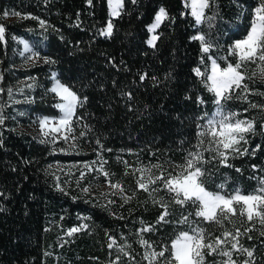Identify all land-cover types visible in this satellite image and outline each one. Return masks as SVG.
<instances>
[{
  "label": "trees",
  "instance_id": "trees-1",
  "mask_svg": "<svg viewBox=\"0 0 264 264\" xmlns=\"http://www.w3.org/2000/svg\"><path fill=\"white\" fill-rule=\"evenodd\" d=\"M254 2L208 0L196 24L184 0H122L120 14L110 16L109 35L103 31L106 0H0V264H175L171 241L193 229L203 230L206 243L224 241L215 251L203 249L200 264H264L259 217L250 221L238 210L217 224L196 215L198 203H176L162 182L148 191L137 184L140 169L174 175L190 152L200 151L206 190L229 196L264 188V79L243 74L241 87L220 101L235 118L253 123L236 145L239 151L229 150L221 162L208 137L198 147V133L217 104L206 80L208 57L228 62V42L246 32ZM158 6L167 16L150 46L146 25ZM194 31L210 46L207 53ZM14 36L25 38L43 59L16 66ZM49 70L78 97L70 121L74 144L49 143L14 127L57 114ZM23 78V97L11 101ZM94 161L101 181L119 185L99 199L60 186L49 167ZM90 172L79 170L75 182L88 184ZM73 228L79 231L69 236ZM160 252L164 256L146 258ZM223 252L231 253V261Z\"/></svg>",
  "mask_w": 264,
  "mask_h": 264
},
{
  "label": "snow or ice",
  "instance_id": "snow-or-ice-1",
  "mask_svg": "<svg viewBox=\"0 0 264 264\" xmlns=\"http://www.w3.org/2000/svg\"><path fill=\"white\" fill-rule=\"evenodd\" d=\"M91 2V0H89ZM135 2V0H133ZM109 6L111 8V15L118 16L119 9L123 6L122 0H109ZM187 7L191 8V13L195 17L196 23L199 24L204 15V9L209 6L208 0H190ZM18 15V14H17ZM167 13L164 8H161L155 16V22L149 27V31H154L165 19ZM43 23V22H42ZM112 25L108 24L105 30L106 34H111ZM4 29L0 26V39H2V33ZM157 39L155 35L147 41L150 46H154V41ZM193 39L201 41V50L205 53L209 51V45L204 43L203 36H195ZM27 47V46H26ZM232 54L239 57V60L235 65L228 64L227 67L221 68L217 62L209 57L211 60L210 74L206 76V80L210 82L208 84L209 91L215 93L216 103L220 104L221 99L230 98L226 96L233 87L240 88L245 76L239 71L245 62H256L257 60L264 63V0H262L260 7L255 9V18L251 24L250 30L247 36L235 42L233 48L230 50ZM198 76L203 75L199 69H194ZM255 74V73H254ZM261 77L264 78V67L261 68ZM141 79H144L142 76ZM31 87V85H28ZM57 96L61 98L63 103L57 105L63 112V117L58 122L68 132H71L69 123L73 116V111L78 103L77 95L70 90L67 86L59 83L51 89ZM11 92V90H9ZM215 119H209L203 130L198 133L200 137L198 141V147L203 146L205 143L204 137H208L207 143L211 146L217 156L222 157V161L227 160V152L229 150L238 152L236 147L241 141L244 140V134L253 130V123L250 121L235 119V113L224 114L222 111H218ZM0 123H3V117H0ZM49 123L47 119L40 121L41 129H45ZM60 128H52L51 132H58ZM44 135H49V132L45 131ZM83 135V133H81ZM67 139V137H65ZM208 150V149H205ZM203 159V153L200 151L190 152L185 159V163L176 166L179 171L174 175L169 173L167 176L159 175L154 176L151 174V170L140 169L142 173L141 180L137 181L138 187L145 191H148V186L156 184L158 181L163 183V187L169 192L175 194V202L183 205L186 202L191 201L193 204L199 205L196 215L202 217L206 221H214L217 224L222 223L223 219H228L229 214L235 215L239 210L241 215L247 214L248 220H252L254 216L260 218L261 224H264V188L258 190L255 194H241L239 190L230 196L221 195L219 193H213L207 191L201 182L200 178L204 175V172L198 164ZM87 167V166H86ZM155 168H159L160 165H153ZM148 172L146 176L143 173ZM83 176V173H81ZM107 175V173H105ZM264 184V181L261 182ZM112 188H119V185L112 184ZM156 189H153L155 191ZM87 191V189H85ZM182 197V199H181ZM155 202V201H154ZM237 206H240L237 209ZM167 215L166 206L165 212L160 216V220L163 221ZM187 217L184 218V222H187ZM151 228H146L144 231H150ZM79 231L78 228L69 230L68 235H72L73 232ZM195 234L189 235L188 233H182L172 243L171 259L175 264H200L203 260V249L208 248L215 251L217 247L224 241L220 238H216L213 243H206L202 229H193ZM225 237L231 235L225 231L223 234ZM141 244H147L146 241L141 240ZM215 245V246H214ZM112 245L110 244L109 247ZM150 247V246H149ZM232 249H237V243H232ZM224 256L229 257L231 261V253L223 252ZM151 255L153 259L157 256H164V252L146 254V258ZM251 256L252 253L248 252Z\"/></svg>",
  "mask_w": 264,
  "mask_h": 264
},
{
  "label": "rangeland",
  "instance_id": "rangeland-1",
  "mask_svg": "<svg viewBox=\"0 0 264 264\" xmlns=\"http://www.w3.org/2000/svg\"><path fill=\"white\" fill-rule=\"evenodd\" d=\"M184 2H185V4H189L190 0H184ZM261 2H262V0H255L254 4L251 6V21H250V23L248 25V28H247L246 32L242 36L233 38V39H231L228 42L227 52H228V54H230V58L228 59V62H225V64L220 65L215 60V58H213L212 56H209L212 59H214L221 68L227 67L228 64L235 65L237 63V61L239 60V57L237 55H235V54H232L230 52V50L233 48V45L235 44L236 41L242 40V39H244L247 36V33L250 30L251 24H252V22H253V20L255 18V9L257 7H260ZM106 3H107L108 17H107L106 22H105V24L103 26V31L104 32L107 29L108 24L110 23V16H111V8L109 6V0H106ZM161 8H163V7L162 6H158L157 7V9L155 10L152 18L149 20V22L146 25L147 26V36L145 38L146 42L149 39H151V37L153 35H155V31H152V32L149 31V27L155 22V16H156V14L158 13V11ZM188 8H189V10L191 12V8L190 7H188ZM195 22H196V20H195ZM192 36H201V34L198 31H194L192 33ZM14 39H15V41L17 43V47H15V65L16 66H18V67L26 66V65L31 64V63H33L35 61H39L40 59L41 60L43 59V58L38 57L36 52L32 49V47L29 45V42L25 38H23L22 36L21 37L14 36ZM200 45H201V41H200ZM209 57H208V72H207V75L210 74V70H211V60H209ZM231 57H233L234 60H232ZM262 67H264V63H262V62H260L258 60L256 62L248 61V62H245L243 64L242 68L239 69V71L242 74H248V75H250L252 77L255 76V77L262 78L261 77V68ZM49 77H50V83L48 85V89L49 90H51L55 86L57 81L59 83L65 85L64 83H62L59 80V78H57L55 71L49 70ZM26 79H28V78H23V79H20V80H18L16 82V84H18V85L13 88V90H12L10 96H9L11 101H19L23 97L22 94H24V91L21 90L19 83H22V80H26ZM262 79H264V78H262ZM53 94H54V96L57 99L56 102H55V106H56L57 111H58L56 115L39 114V115L36 116V118H34L35 121H33V120L18 121V122H16L14 124V127L18 128V129H25L26 131L34 133L37 137H39L40 139H43L45 141H48L49 143H53V142H57L58 141L60 143L74 144L75 140H74L73 135L71 134V132H68L63 126H61L58 123L60 121V119L63 117V112L57 105L63 103V101L54 92H53ZM218 111H222L224 114H229L228 110L225 109L221 105V103L220 104H216L214 106L213 110L211 111V113L208 115L207 121L209 119H215L216 118L215 114ZM1 115H2V103L0 101V117H2ZM43 119H47L49 121V123L46 125L45 129L42 130L41 126H40V121L43 120ZM235 119L245 120L244 118H235ZM245 121H247V120H245ZM69 127H71L70 123H69ZM52 128H60V131L51 132ZM45 131L49 132V135H47V136L44 135ZM65 137H67V139H65ZM75 165H77V164H75V163L53 162V163L49 164V167L54 171V174L56 176H58V179H59L58 182H59L60 186L66 188V189H69V190H73V191L77 190L84 196L96 197L97 199H99L101 194H107L108 191L116 189V188H112L111 187V185L113 183L108 182L107 180L101 181L100 178H98V176H97V174L95 172L96 171L95 169L98 167L97 166V161H94V162L90 163V165L93 166V168H91V166L89 164H85V163H80L78 166H75ZM86 166H87L88 169H91V172H90V175H87L88 178H89L88 179L89 180L88 184L82 186V184L80 182H78L79 184L76 183L77 181L74 180V178L77 179L78 175L80 174L79 170L81 171ZM74 171H75V174L73 176L71 173L74 172ZM85 189H87V191H85ZM235 192H233L232 194H235ZM257 192L258 191H253V192L245 193V195H247V194H255ZM213 193H219V192H213ZM219 194H221V193H219ZM241 194H243V193H241ZM221 195H223V194H221ZM182 233H185V232L179 233L171 241V250H172L173 241H175ZM186 233H188L189 235H194V233H189V232H186Z\"/></svg>",
  "mask_w": 264,
  "mask_h": 264
}]
</instances>
